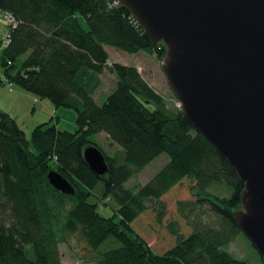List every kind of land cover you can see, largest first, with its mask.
<instances>
[{
	"label": "trees",
	"instance_id": "1",
	"mask_svg": "<svg viewBox=\"0 0 264 264\" xmlns=\"http://www.w3.org/2000/svg\"><path fill=\"white\" fill-rule=\"evenodd\" d=\"M0 10L16 20L8 42L0 37L7 81L76 113L75 129L59 127L51 116L27 138L0 110V264H62L59 243L76 233L94 264H251L225 248L241 230L233 210L244 183L234 167L178 106H167L134 64L109 62L105 48L143 49L162 59L163 42H153L107 0H0ZM105 69L115 75L114 84L99 103ZM98 133L118 149L106 151ZM89 144L103 151L105 173L85 161ZM161 152L168 159L152 177L126 185ZM50 168L74 185V193L49 182ZM183 182L190 195H177L174 208L184 224L169 220L172 240L156 252L136 228L147 210L164 212L161 198ZM106 198L113 202L107 216L98 209Z\"/></svg>",
	"mask_w": 264,
	"mask_h": 264
},
{
	"label": "water",
	"instance_id": "2",
	"mask_svg": "<svg viewBox=\"0 0 264 264\" xmlns=\"http://www.w3.org/2000/svg\"><path fill=\"white\" fill-rule=\"evenodd\" d=\"M125 10L153 42L183 118L234 167L244 187L235 220L264 262V0H107ZM83 157L107 170L95 144ZM58 190L74 185L58 170Z\"/></svg>",
	"mask_w": 264,
	"mask_h": 264
},
{
	"label": "rangeland",
	"instance_id": "3",
	"mask_svg": "<svg viewBox=\"0 0 264 264\" xmlns=\"http://www.w3.org/2000/svg\"><path fill=\"white\" fill-rule=\"evenodd\" d=\"M5 28L6 25L4 20H0V37L2 38L5 35ZM105 48L109 54V62L118 61L125 64H134L148 83L164 97L168 107H174L175 105L178 106L177 98L173 94L161 67L163 58L161 59L156 53L147 52L143 49L136 52H128L108 44L105 45ZM101 77L102 84L96 90L95 96L99 103L102 102L106 94L112 90L115 75L105 69ZM9 94L13 95L14 92H9ZM15 95H17L16 92ZM33 97L34 99L32 102H34V104H31L28 109L26 108L27 110L23 107L21 110L17 111L18 121L23 125L22 128L25 130L27 138H29L32 128L37 123L43 122L51 116H53L54 119L58 118L59 127L71 130L75 129L76 113L72 108L55 106L50 98L39 97L34 93ZM31 106L34 107L31 108ZM95 138L109 153L118 149L117 144L112 142L105 133H98L95 135ZM30 147L32 148V145H30ZM167 159V154L161 152L148 162L142 170L130 177L125 182L126 185L134 186L146 182L167 161ZM218 190L225 194L228 192L226 189L222 188H219ZM177 195L183 197H188L190 195L189 185L186 182L175 187L173 191H169L161 198L164 203V212H156L150 209L147 210L142 216L143 219H141L142 223L140 226L142 228L140 226V229L135 227L138 232H145L147 237L146 240L156 252H163L166 250L169 246H164L172 240V235L167 228L168 221L177 220L184 224L183 219H181L174 208V199ZM90 200H95L93 195L90 197ZM104 202L107 204L101 203L98 207L100 213L106 216L111 215L112 208L110 204H113V202L109 198H106ZM150 234L151 236H149ZM225 248L236 257L247 259L251 264H264L260 254L242 230H239L235 234L234 238ZM87 249L85 242L80 238V234H68L66 240L59 243L62 264H94L89 260Z\"/></svg>",
	"mask_w": 264,
	"mask_h": 264
},
{
	"label": "crops",
	"instance_id": "4",
	"mask_svg": "<svg viewBox=\"0 0 264 264\" xmlns=\"http://www.w3.org/2000/svg\"><path fill=\"white\" fill-rule=\"evenodd\" d=\"M9 92H14V94L10 95ZM15 92L17 95H15ZM33 99V93H30L19 84L5 81L4 72L0 66V110L9 112L22 127L23 125L18 121L17 111L21 110L23 107L28 109L31 104H34V102H32ZM33 107L34 106H31V108Z\"/></svg>",
	"mask_w": 264,
	"mask_h": 264
},
{
	"label": "built area",
	"instance_id": "5",
	"mask_svg": "<svg viewBox=\"0 0 264 264\" xmlns=\"http://www.w3.org/2000/svg\"><path fill=\"white\" fill-rule=\"evenodd\" d=\"M0 20H4L5 25H6L5 35L3 36V43H7L8 42V35H9V28L11 26L16 25V20L14 19V17L11 14L2 12L1 10H0ZM177 105L180 106L179 101H177Z\"/></svg>",
	"mask_w": 264,
	"mask_h": 264
}]
</instances>
